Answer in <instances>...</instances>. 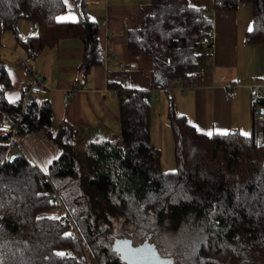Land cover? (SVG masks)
Listing matches in <instances>:
<instances>
[{
    "label": "trees",
    "instance_id": "16d2710c",
    "mask_svg": "<svg viewBox=\"0 0 264 264\" xmlns=\"http://www.w3.org/2000/svg\"><path fill=\"white\" fill-rule=\"evenodd\" d=\"M150 0L148 11L127 29L126 62L148 63L152 87L168 90L180 77L186 84L205 77L204 50L211 38V12L251 9L246 42L264 49V0ZM86 0H73L75 21H59L65 0H0V38L17 33L20 20L34 25V36L16 40L30 57L61 39L83 44L82 71L102 63L98 24ZM127 76V71L123 73ZM115 86L123 87L122 84ZM11 87L0 59V113L21 114L23 132L41 130L59 146L60 155L45 174L63 197L97 264H125L112 250L116 237L149 242L173 264H253L264 258V133L238 130L207 135L175 112L167 118L175 170L164 172L161 153L151 142L147 91L126 85L119 95L121 140L88 142L76 151L78 131L67 123L51 130L50 101L32 95L10 102ZM254 107L252 117L254 123ZM8 137H0V264H80L65 255L81 253L55 217L44 195L41 171L22 153L5 157ZM83 155V156H82ZM132 241V242H133ZM264 260V259H263ZM256 264V262L254 263Z\"/></svg>",
    "mask_w": 264,
    "mask_h": 264
},
{
    "label": "crops",
    "instance_id": "0c3cea01",
    "mask_svg": "<svg viewBox=\"0 0 264 264\" xmlns=\"http://www.w3.org/2000/svg\"><path fill=\"white\" fill-rule=\"evenodd\" d=\"M86 2L89 17L98 24V45L102 63L92 66L87 73L83 72V44L80 39L70 37L61 39L54 47L44 46L38 54L31 57V68L43 77L48 87L47 93L40 97L50 101L53 132L61 123H67L77 129L78 140L81 133L90 135L98 132L105 134L106 137L103 139H109L107 135L118 133L116 131L120 128L118 95L120 91L114 93V89L123 90L124 86L128 85L147 91L149 95L152 91L158 90L152 87L150 65L126 62L125 52L127 29L135 26L139 18L148 11L150 0H86ZM72 9L74 10L73 7ZM64 19L59 21L77 20L76 11L74 10L71 15L67 13ZM211 20V38L205 50L210 48L212 57L210 60L204 58L207 75L191 84H186L178 77L180 80L176 79L170 89L162 91L167 94L168 100L172 99L175 112L184 116L200 133L212 135L221 133L220 131L224 129H235L243 135H250L253 130L256 134L262 135L264 49L261 45L246 42V33L252 28L250 7L241 3L235 11L213 10ZM18 25L17 33L11 31L12 33H9L11 35L0 38V59L5 64L11 83V87L4 94L10 102L21 98L19 86L29 79L20 68V57L26 54V51L17 42L16 35L26 39L37 32L34 25L27 20H20ZM105 54L108 55L106 59ZM110 54L113 55L109 56ZM119 63L120 66L117 65ZM124 71L129 75H123ZM76 82L78 88L68 99H64L66 91ZM114 83L122 84L123 87L115 86ZM229 84L236 85V94L226 100L224 88ZM256 85L262 86L261 97L254 100L252 87ZM170 91H174L172 97H168ZM257 105L261 107L263 116L259 124ZM150 106V138L152 144L160 150L162 163V150L159 145L167 144L169 150V144L173 145L167 108L164 111L162 104L160 105V124L154 138L155 110L152 102ZM252 107L255 111L254 123ZM9 119L6 113H0V123ZM1 136L4 135L0 134ZM19 138L23 147L22 154L42 174H46L50 163L60 155L59 146L41 130L23 132ZM12 151L13 154L19 153L13 149L10 154Z\"/></svg>",
    "mask_w": 264,
    "mask_h": 264
},
{
    "label": "built area",
    "instance_id": "2783aa9c",
    "mask_svg": "<svg viewBox=\"0 0 264 264\" xmlns=\"http://www.w3.org/2000/svg\"><path fill=\"white\" fill-rule=\"evenodd\" d=\"M113 54H110L109 56H112ZM107 54H105V59L107 58ZM203 57L206 60H210L211 50L208 48L204 51ZM20 68L21 70L29 76V79L25 82H23L19 86V92L21 94V98L23 99L22 106H21V112L24 109V106L26 105L27 101L32 95H44L47 93V86L44 82V79L41 75L34 72L31 68V57L27 54H24L20 57ZM118 66L121 65V63L117 64ZM178 81L180 79H177ZM125 83V80L123 81ZM78 88V83L76 82L72 88H70L66 93L64 94L63 98L68 99L73 92ZM261 88L262 86H253V96L252 98L256 100L257 98L261 97ZM183 91L185 88L182 89ZM121 91V88L114 89V93H118ZM225 95L224 98L227 100L236 94V85L235 84H229L224 88ZM27 129V124L22 121L21 114H19L15 119L10 118L8 121H4L0 123V134L6 135L8 137V143H7V150L5 157L8 156V152L10 153L11 150H15L16 152L22 153L23 147L20 141V134L22 131H25ZM43 181L47 182L49 187L44 190V195L51 200V203L56 207V209H59L61 211V215L58 217H55L61 227H64L67 231V235L75 242L79 243L81 246V253L79 255H76L75 252L71 249L65 250V255L74 257L77 262L80 264H97L96 260L93 258L90 247L85 243L83 235L77 226V223L69 211L63 197L61 194L57 191V189L53 186L51 181L48 179V177L43 174Z\"/></svg>",
    "mask_w": 264,
    "mask_h": 264
},
{
    "label": "rangeland",
    "instance_id": "374dc122",
    "mask_svg": "<svg viewBox=\"0 0 264 264\" xmlns=\"http://www.w3.org/2000/svg\"><path fill=\"white\" fill-rule=\"evenodd\" d=\"M211 1L212 0H196L195 2L197 4L209 5L211 3ZM65 3H66V9L59 15V20H65L64 18H66V14L67 13L71 15L72 12H74V10L72 9V7H73V0H65ZM243 4L250 7V5L248 3H243ZM250 14H251V9H250ZM18 28H19V25L17 26V29ZM9 33H12V32L11 31H8V32L6 31V33L4 35H2L1 38L6 37V35H11ZM137 69L140 70V68H137ZM142 69H145V68L142 67ZM146 72H147V69H146ZM139 73H141V71H139ZM128 75H129V73L127 72V76ZM157 91H159V92H157ZM157 91H154V92L152 91L151 94H150V103L152 102V106H153V108L155 110L154 111V123H153V137L154 138H156V129H157V126H159V124H160V121H159V117H160V114H159L160 105L162 104V107H163L164 111L166 110V108H168L167 94L164 93V91H162V90H157ZM172 93H174V91H170L168 97H170V96L172 97ZM256 113H257V116H258V124H259L260 118L263 117V116L261 114L262 113L261 107L258 106V105H257ZM256 127H257V129H259V127H258L257 124H256ZM227 130L228 129H224V130H221L220 132L221 133H226L228 131H234L235 129H229L228 131ZM116 132H118V133H116V134H111V133L108 134L107 135V138H112L116 142H119L121 140L120 128ZM105 137L106 136H105L104 133L103 134H100L99 132L98 133H95V134H90V135H86V134L84 135V134L81 133L80 138H79V140H78V142L76 144V151H78L79 153L82 154L85 145L89 141L102 140ZM169 145H170V150L167 149V144L161 143V145H159V146H161V150H162V163H161V165H162V169H163L164 172H172V171L175 170L174 158H173V145H172V143L169 144ZM169 145H168V148H169ZM9 154L10 153L8 152V155ZM12 154H13V151L11 152L10 155H12ZM5 155H6V152H5ZM167 163H170V164L168 165ZM44 214L49 215L51 217L52 216L53 217H58V216L61 215V211L59 209H51L50 211H48V212H46ZM133 243L135 244L134 241H133ZM139 243H142V241H140ZM161 254H162V252H161ZM161 256H163V255H161ZM263 259L264 258H261V257H257L256 256V258L254 259L253 264L255 262H256V264H264V260Z\"/></svg>",
    "mask_w": 264,
    "mask_h": 264
},
{
    "label": "water",
    "instance_id": "95a60500",
    "mask_svg": "<svg viewBox=\"0 0 264 264\" xmlns=\"http://www.w3.org/2000/svg\"><path fill=\"white\" fill-rule=\"evenodd\" d=\"M14 157V154L10 156L11 159ZM112 250L125 264H173L171 257H163L158 253L149 242V236L135 246L128 238H116L112 242Z\"/></svg>",
    "mask_w": 264,
    "mask_h": 264
},
{
    "label": "flooded vegetation",
    "instance_id": "af4514ba",
    "mask_svg": "<svg viewBox=\"0 0 264 264\" xmlns=\"http://www.w3.org/2000/svg\"><path fill=\"white\" fill-rule=\"evenodd\" d=\"M116 238H126V237H116ZM115 238V239H116ZM131 240V239H130ZM131 243L133 244V246H135V245H138V244H134L133 242H132V240H131ZM139 244H141V243H139Z\"/></svg>",
    "mask_w": 264,
    "mask_h": 264
}]
</instances>
